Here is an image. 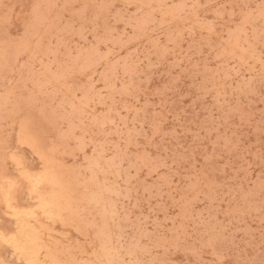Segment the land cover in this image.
<instances>
[{
  "label": "rangeland",
  "instance_id": "obj_1",
  "mask_svg": "<svg viewBox=\"0 0 264 264\" xmlns=\"http://www.w3.org/2000/svg\"><path fill=\"white\" fill-rule=\"evenodd\" d=\"M0 261L264 264V0H0Z\"/></svg>",
  "mask_w": 264,
  "mask_h": 264
},
{
  "label": "bare ground",
  "instance_id": "obj_2",
  "mask_svg": "<svg viewBox=\"0 0 264 264\" xmlns=\"http://www.w3.org/2000/svg\"><path fill=\"white\" fill-rule=\"evenodd\" d=\"M35 176L37 177V175H35ZM35 176L31 175L30 178L34 179ZM33 177H34V178H33ZM32 179H29L30 182H31ZM37 179H38V178H37ZM37 179L35 178V180H37ZM40 180H41V179H40ZM32 182H35V183H36L37 181H34V180H33ZM32 182H31V184H32ZM41 182H42V180H41ZM38 183H40V182H38ZM36 185H38V184H36ZM36 187H37V186H36ZM36 187H35V188H36ZM30 192H31V191H30ZM4 199H5V198H4ZM39 199H40V201L42 200L41 198H39ZM36 200H37V199H36ZM37 201H38V200H37ZM47 201H48V200H47ZM48 202H49V201H48ZM39 203H41V202H39ZM46 203H47V202H46ZM37 205H39V204H37ZM45 205H48V203H47V204H44V207H45ZM41 206H42V204H41ZM40 208L43 209L42 207H40ZM44 209H46V207H45ZM18 212L20 213V211H17V212H15V214H16V213L18 214ZM17 214H16V216H17ZM19 215H20V214H19ZM1 237H2L1 240H4V239H3V236H1ZM7 237H8V236H7ZM10 237H11V236H10ZM4 238H5V237H4ZM8 239H9V238H8ZM12 239H13V238H12ZM16 239H17V237H16ZM9 240H10V239H9ZM13 240H15V238H14ZM4 241H5V240H4ZM15 241H16V240H15ZM15 241L12 242V246H13V244H14V245L17 244V243H14ZM18 242H19V241H18ZM6 243H8V241H7ZM19 243H20V242H19ZM10 245H11V243H10ZM16 246H17V245H16ZM19 246H20V245L18 244L17 247L19 248ZM17 247H16V248H17ZM13 248H15V246H14ZM32 248H33V246H32V247H29L30 250H31ZM21 249H22V248H21ZM19 250H20V249H19ZM31 251H32V252H31ZM31 251H30V252H31V254H32V253H33V250H31ZM34 252H36V251L34 250ZM33 257H34V256H33ZM34 258H35V257H34ZM18 259H19V258H18ZM29 260L32 261L33 259L30 258ZM31 261H29V262H31ZM0 262H1V261H0ZM25 262H26V261H25ZM32 262H33V261H32ZM27 263H28V262H27ZM4 264H5V263H4ZM29 264H30V263H29Z\"/></svg>",
  "mask_w": 264,
  "mask_h": 264
}]
</instances>
